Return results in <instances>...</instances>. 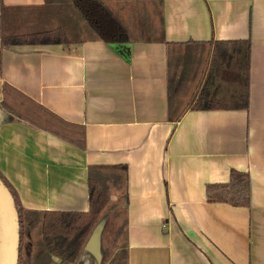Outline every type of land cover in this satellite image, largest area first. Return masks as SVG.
Segmentation results:
<instances>
[{"label":"crops","instance_id":"crops-1","mask_svg":"<svg viewBox=\"0 0 264 264\" xmlns=\"http://www.w3.org/2000/svg\"><path fill=\"white\" fill-rule=\"evenodd\" d=\"M162 16V41L117 49L95 36L72 39L86 23L70 0H0V92L6 83L85 129L79 147L0 106V173L28 228L44 212H88L90 176L104 190L122 180L127 264H264V0H163ZM52 25H61L62 43L1 50L3 30ZM238 41L250 43L248 108L181 110L179 95L192 86L188 101L204 86L233 94L238 68L213 54L242 52L226 44ZM202 53L197 74L191 58ZM170 101L173 116L183 115L177 122ZM232 171L250 176V207L207 201V186L227 184ZM96 236L79 264L100 252Z\"/></svg>","mask_w":264,"mask_h":264},{"label":"trees","instance_id":"trees-1","mask_svg":"<svg viewBox=\"0 0 264 264\" xmlns=\"http://www.w3.org/2000/svg\"><path fill=\"white\" fill-rule=\"evenodd\" d=\"M70 1L73 8L87 24L93 35L107 44L121 45L129 44L133 41L151 42L154 40L162 41L163 39V0H122L126 6L131 22L134 21L138 24V21H140L143 23L144 26H140V33H136V30H133L132 27L129 28L128 24L121 19L112 5L111 0ZM149 7H154V10L158 11L160 37L154 40H151L149 37L136 39L134 38L136 34L146 35L142 29L147 28L148 24L145 25V22L151 21L152 19L149 13ZM62 42L63 34L60 28L31 34H8L3 30L1 50L10 46L48 45L60 44ZM187 44L185 45L187 48L196 45L193 42ZM226 44L234 48L242 47V52L238 49L236 53L224 51L219 55L216 52L213 54L216 60L220 57L218 60L233 62V65L238 68L233 79L238 85L235 86L233 94H217L213 92L215 88L209 89L208 87L207 89V86H204L200 93L189 101L185 112L187 110H244L248 108L250 92V43L249 41H238ZM180 45L182 46V44ZM1 76L2 65L0 51V78ZM217 77L218 75L216 77L209 75L207 80L214 79L217 82H221L222 80L217 79ZM171 88L172 86L170 84V91ZM0 94V106L7 111L10 120L22 121L39 130L51 133L69 143L84 147V127L73 125L62 120L6 83L2 85ZM172 112L170 101V120L177 122L183 116L174 117ZM116 169L124 174L126 182L127 167L118 166ZM0 178L11 191L19 213L21 236L19 264H21L26 213L20 204L17 193L1 173ZM206 196L207 201L210 203H224L234 207H250V176L247 173L232 171L230 181L227 184L208 185L206 188ZM127 203L128 195L127 192H124L121 202L116 203L113 208L117 210L119 206H123L125 210ZM89 204L88 212H44L41 214L40 236L42 246L49 256L57 258L61 264L80 263L90 238L97 227L107 217L111 204L110 196L106 190L100 187L99 181L92 176L89 177ZM122 252L120 255L122 264H127L125 249Z\"/></svg>","mask_w":264,"mask_h":264},{"label":"rangeland","instance_id":"rangeland-1","mask_svg":"<svg viewBox=\"0 0 264 264\" xmlns=\"http://www.w3.org/2000/svg\"><path fill=\"white\" fill-rule=\"evenodd\" d=\"M112 5L118 12L121 19L128 24L129 28L132 27V29L136 30V33L141 32L140 26H144L142 22L138 21V24L134 21L131 22V19L129 18V15L127 13L126 6L124 5L122 0H111ZM59 12V11H58ZM69 12V11H68ZM156 10H154V7H149V13L151 14V21L145 22V25L148 24L147 28L142 29L145 31L144 33L146 35L136 34L134 38L141 39L142 37L151 38V40H154L156 38L160 37V24L159 19L157 16ZM74 15V23L76 27V19L75 17H78L77 14L73 11ZM69 14H71L69 12ZM59 23V22H58ZM139 25V27H138ZM52 28L60 27L61 25H52ZM78 29V27H77ZM79 33L81 34H75L74 32L71 34L72 39L77 38H84V39H90L93 38L94 35L88 28L87 24H83V26L79 27ZM81 30H83L81 32ZM34 33V32H33ZM204 53L201 54L202 59L199 60L198 57L194 56L192 57L193 66L192 69L198 72H201L202 67H204V64L206 65V60H204ZM188 57H186L187 59ZM192 64V63H191ZM197 65L199 67H197ZM182 68V67H181ZM173 71V69H172ZM196 74V75H197ZM195 85V84H193ZM195 86H192V88H186V90L182 91L180 96V107L181 110H185L184 107L187 102H189V97L196 91ZM108 184V185H107ZM106 186H109L106 188L108 194L110 196H117L118 201L113 202L110 204L108 214L106 219L97 227L95 230V236L94 241H97V239L100 240V252H97L93 256H89L92 264H122V260L120 259L122 251H124L126 246V233H125V210L123 206H119L117 210H114V205L121 202V199L124 195V183L121 180L118 184V187L114 188L112 184L107 183ZM39 220V217L36 221ZM27 219L24 222V230H23V238H24V244H23V253H22V262L21 264H60V261L58 259H55L47 254V252L44 250L41 242V226L38 223L37 225H33L32 227H27ZM93 239V237L90 239V241ZM89 241V242H90ZM88 242V244H89ZM87 244V246H88Z\"/></svg>","mask_w":264,"mask_h":264},{"label":"water","instance_id":"water-1","mask_svg":"<svg viewBox=\"0 0 264 264\" xmlns=\"http://www.w3.org/2000/svg\"><path fill=\"white\" fill-rule=\"evenodd\" d=\"M122 45L112 46L118 49ZM1 121L2 118L0 117ZM20 244V219L15 199L9 188L0 178V264H19Z\"/></svg>","mask_w":264,"mask_h":264}]
</instances>
